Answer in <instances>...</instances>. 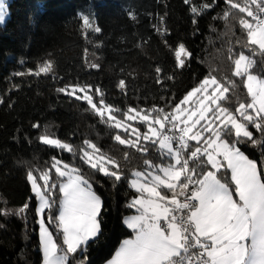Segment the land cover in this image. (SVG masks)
Returning <instances> with one entry per match:
<instances>
[{"label":"trees","instance_id":"16d2710c","mask_svg":"<svg viewBox=\"0 0 264 264\" xmlns=\"http://www.w3.org/2000/svg\"><path fill=\"white\" fill-rule=\"evenodd\" d=\"M236 2L243 4V0ZM205 4L213 7L204 9ZM7 6L8 15L0 24V99L4 101L0 104V264H40L36 199L27 174L31 170L43 184L39 176L51 167L52 157L75 163L103 200L102 234L96 242H89L85 253L86 264H102L123 238L132 235L122 222L124 215L135 211L127 206L135 195L128 179L133 170H142L145 165L140 153L115 141L116 133L122 138L128 133L105 123L107 112L102 120L86 100L57 89L91 85L88 94L97 107H103L96 93L99 86L105 103L119 107L121 112L115 115L123 120L122 113L128 107L139 111L155 106L170 111L211 72L221 82L236 80L238 86L227 94L231 101L220 102L234 111L238 102L246 103L250 97L241 79L232 75L234 63L229 57L234 59L243 51L255 60L251 73L264 77V56L253 55L236 43L238 38L246 42L239 19H252L238 9H232L227 20L219 18L225 8L223 0H10ZM193 8L202 14L193 13ZM85 15L89 25L83 24ZM96 27L101 31L95 32ZM180 44L193 56L183 69L177 67L175 57ZM46 63H51L48 73H29V69L35 73ZM93 64L98 67H91ZM158 78L162 84L157 83ZM121 79L126 85L123 92L117 87ZM77 95L83 97L84 93ZM37 123L40 128L33 127ZM127 123L146 131L138 120ZM250 129L254 136H260ZM42 134L77 146L76 157L44 145L39 140ZM85 140L119 163L121 181L95 172L79 159V149L87 147ZM239 147L260 166L264 158L260 148ZM148 158L160 162L155 151L150 150ZM50 175L56 179L54 169ZM26 203L25 220L19 210ZM50 229L62 244L61 237ZM69 264H76L71 254Z\"/></svg>","mask_w":264,"mask_h":264},{"label":"snow or ice","instance_id":"6c2138e0","mask_svg":"<svg viewBox=\"0 0 264 264\" xmlns=\"http://www.w3.org/2000/svg\"><path fill=\"white\" fill-rule=\"evenodd\" d=\"M223 4V15L219 17L223 20L228 19L232 9L252 18L255 23L239 19V25L246 31V42L238 38L236 43L248 48L253 55L264 56V18L260 16L264 13V0H243V4L223 0ZM250 5H255L256 11ZM212 7V4L203 5L204 9ZM192 11L202 14L196 8ZM7 15L6 0H0V24ZM83 24L89 25L87 15L83 16ZM94 31L101 29L96 27ZM175 57L181 69L193 59L183 44L175 51ZM229 59L234 63L232 75L241 79L251 98L248 103L238 102L234 111L220 102L231 101L227 94L230 88L238 86L236 80L221 82L211 72L170 111L155 106L139 111L128 107L122 113L123 120L115 115L121 112L119 107L105 103L99 86L96 93L103 107H97L93 96L88 94L91 85H65L57 89L77 100H86L102 120L106 111L104 122L128 133L126 138L116 133L115 141L135 149L145 165L142 171L133 170L128 179L129 187L137 195L127 206L135 209L136 214L126 218L124 223L133 236L121 242L107 264H264V160L258 167L257 161L239 147H258L264 155V78L251 73L255 60L243 51ZM50 68L51 63H46L35 73L29 69V73H48ZM156 72L160 73L161 69L157 67ZM167 79L173 77L167 76ZM157 83L162 84L163 80L158 78ZM117 87L123 92L125 81L121 79ZM77 92L84 93L83 97ZM194 98H197L195 110L189 115L188 109L182 106L189 105ZM182 115L186 118L182 119ZM193 116L197 118L193 120ZM137 120L146 131L141 132L127 123ZM33 127L41 126L37 123ZM250 128L260 136L254 137ZM39 140L44 145L72 153L74 158L77 155V146L72 143L47 134L40 135ZM192 141L195 144H191ZM84 144L87 147L79 149V159L95 172L121 181L123 173L119 163L101 154L96 144L88 140ZM150 150L159 154V163L148 158ZM124 158L128 159L127 152ZM51 169H55L56 179L50 175ZM27 179L38 201L36 212L43 264H69L70 254L76 264H86L89 242H96L102 234L104 203L94 190L93 182L75 163L56 157H52L51 167L39 176L43 184L31 170ZM27 208L26 203L19 210L25 220ZM49 225L61 237L62 244L57 243ZM78 252L80 257L76 256Z\"/></svg>","mask_w":264,"mask_h":264},{"label":"rangeland","instance_id":"374dc122","mask_svg":"<svg viewBox=\"0 0 264 264\" xmlns=\"http://www.w3.org/2000/svg\"><path fill=\"white\" fill-rule=\"evenodd\" d=\"M10 0H6V3L8 4V2H9ZM7 17V16H6ZM253 74V73H252ZM255 75V74H254ZM260 78H264V77H260ZM196 87V86H195ZM194 88V87H193ZM190 91V90H189ZM187 94V93H186ZM185 94V95H186ZM184 95V96H185ZM199 97V94H198V96H197V98ZM197 98H194V101L192 102V103H190L189 105H184V106H182V108L183 109H188V114L190 115L191 114V112L192 111H194L195 110V100L197 99ZM183 99V98H182ZM251 101V98L249 99V101L248 102H250ZM248 102H246V103H248ZM106 112V111H105ZM198 115V114H197ZM210 115V114H209ZM238 115V114H237ZM186 117L185 116H183L182 115V119H185ZM197 117L196 116H193L192 117V119L193 120H195ZM204 123V121H201V124H203ZM197 127H199V126H197ZM195 130V129H194ZM251 130V129H250ZM252 131V130H251ZM259 134V133H258ZM260 135V134H259ZM254 137H259V136H254ZM50 138H54V137H50ZM54 139H58V138H54ZM61 141H63V140H61ZM63 142H65V141H63ZM90 152L92 151L91 149H88ZM246 154V153H245ZM247 155V154H246ZM249 156V155H248ZM249 158L250 159H254V160H256L255 158H253V157H250L249 156ZM262 160H264V158H262L261 159V161ZM257 161V160H256ZM258 163V162H257ZM258 167H259V164H258ZM55 170V169H54ZM143 170V169H142ZM141 170V171H142ZM30 183V182H29ZM30 188H31V184H30ZM134 190V189H133ZM32 191V190H31ZM33 193V192H32ZM34 194V193H33ZM35 196V195H34ZM35 199H36V197H35ZM132 198H130V200H131ZM37 206H38V201H37V199H36V206H35V212H36V208H37ZM126 215H124L123 216V218L125 217ZM38 214H37V212H36V223H37V220H38ZM123 218H122V222H123ZM46 223H47V221H46ZM124 224V223H123ZM125 225V224H124ZM126 226V225H125ZM127 227V226H126ZM49 228H50V226H49ZM51 230V229H50ZM37 233H38V239H39V247H40V252H41V261H40V264H43V255H42V251H41V245H40V236H39V225H38V223H37ZM116 250V249H115ZM115 250H114V253H115Z\"/></svg>","mask_w":264,"mask_h":264},{"label":"crops","instance_id":"0c3cea01","mask_svg":"<svg viewBox=\"0 0 264 264\" xmlns=\"http://www.w3.org/2000/svg\"><path fill=\"white\" fill-rule=\"evenodd\" d=\"M136 195H137V193H135L134 196H136ZM134 196H133V197H134ZM133 197H132V198H133ZM134 210H135V209H134ZM134 214H136L135 211L132 212V213H130V214H127V215L123 218V223H124V221H125L126 218H128L129 216L134 215ZM124 224H125V223H124ZM125 225H126V224H125ZM132 236H133V233H132L131 236H129V237H127V238H123V239L120 241V243L118 244V246L116 247V250L119 248V246H120V244H121V242H122L123 240H125V239H129V238H132ZM116 250H115V252H116ZM114 254H115V253L113 252L112 255H111L107 260H105L102 264H107V261L111 260Z\"/></svg>","mask_w":264,"mask_h":264},{"label":"built area","instance_id":"2783aa9c","mask_svg":"<svg viewBox=\"0 0 264 264\" xmlns=\"http://www.w3.org/2000/svg\"><path fill=\"white\" fill-rule=\"evenodd\" d=\"M254 11H256V9H254ZM260 16H261V18H264V13H261L260 14ZM252 19V18H251ZM253 23H255L254 21H252ZM166 131H167V129H166ZM175 146V145H174ZM182 199V198H181Z\"/></svg>","mask_w":264,"mask_h":264}]
</instances>
